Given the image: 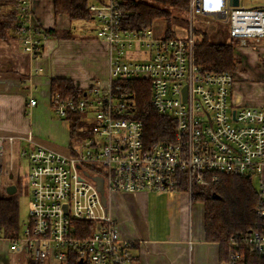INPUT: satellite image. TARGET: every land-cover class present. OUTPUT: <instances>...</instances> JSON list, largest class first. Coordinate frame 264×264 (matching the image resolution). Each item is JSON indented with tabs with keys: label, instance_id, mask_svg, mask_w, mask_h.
I'll list each match as a JSON object with an SVG mask.
<instances>
[{
	"label": "built area",
	"instance_id": "1",
	"mask_svg": "<svg viewBox=\"0 0 264 264\" xmlns=\"http://www.w3.org/2000/svg\"><path fill=\"white\" fill-rule=\"evenodd\" d=\"M125 2L88 4L96 38L107 46L106 78L93 80L79 96L55 93L50 98L59 118L70 122V113L79 114L89 133L67 152L39 142L32 132L0 135V178L6 144L19 141L31 188L28 222L21 236L10 239L11 250L26 253L32 264H133L131 242L120 236L108 208L109 193H170L181 191L186 182L192 199L194 185L237 175L254 183L260 228L231 238L227 264H238L244 250L264 255V105L234 103L236 71L213 72L197 63L200 39L194 24L197 16L216 19L227 27L235 50L242 51L251 41L264 40V0H238L237 5L233 0H189L184 18L174 19L185 24V32L174 28L163 36L153 27L125 30ZM17 17L24 50L39 59L50 34L34 23L32 0L20 1ZM131 80L149 82L154 109L175 120L172 141L146 144L143 122L130 117L135 95L123 82ZM29 103L34 106L36 100Z\"/></svg>",
	"mask_w": 264,
	"mask_h": 264
},
{
	"label": "crops",
	"instance_id": "2",
	"mask_svg": "<svg viewBox=\"0 0 264 264\" xmlns=\"http://www.w3.org/2000/svg\"><path fill=\"white\" fill-rule=\"evenodd\" d=\"M32 13L34 23L53 30L55 36L50 35L45 41L39 59L24 50L17 30L9 39L0 40V54L10 65L0 72V135L32 132L39 142L67 152L71 144L70 122L56 117L52 111V81L71 79L82 92L90 88L93 80L105 79L108 74L107 46L96 38L95 33L75 36L72 25L76 20H71L66 13L57 14L54 0H32ZM174 28L185 30V24L178 25L173 20V31ZM249 46L257 48L256 43ZM246 63L249 67L248 60ZM37 67L42 70L36 71ZM254 77L261 82L262 93H238L241 87L238 88L236 79L232 89L234 103L264 105V74L257 72ZM246 89L253 88L247 86ZM30 100H36V105H30ZM20 148L19 141L6 144L10 165L6 170L4 168L0 178V196L18 193L22 178L17 177L20 175L15 162L20 159ZM11 186L16 188L13 194L7 191ZM107 203L120 236L131 242L133 264H227L220 257L219 244L205 238L204 204L192 201L186 191H117L108 194ZM0 234V264L13 263L14 258L9 253L13 251L8 248L11 238ZM6 240L10 245L3 243Z\"/></svg>",
	"mask_w": 264,
	"mask_h": 264
},
{
	"label": "trees",
	"instance_id": "3",
	"mask_svg": "<svg viewBox=\"0 0 264 264\" xmlns=\"http://www.w3.org/2000/svg\"><path fill=\"white\" fill-rule=\"evenodd\" d=\"M21 0H0V40L9 39L18 28L17 6ZM89 0H54L57 14L66 13L71 20H88ZM189 0H126L122 26L125 30H144L152 28L159 19L167 22L168 33H173L174 19H182L188 12ZM197 29V34L200 33ZM54 35L53 30H46ZM236 42H213L204 34L198 40L195 50L197 63L213 72H234L236 70ZM123 87L135 95V104L130 117L144 124L145 142L148 145L157 142L172 141L176 129L175 120L160 115L151 104L150 84L144 80L123 82ZM51 93H60L63 97L79 96L81 92L71 79L58 78L52 81ZM70 146L77 139L89 133L80 115L70 113ZM22 186V180H20ZM188 185L183 182L181 191ZM18 193L0 196V232L8 238L19 233ZM258 196L250 178L237 175H221L216 182L204 186H193L192 201L204 204V230L207 241L219 244L220 257L229 261L233 254L231 238L249 234L260 228V219L256 215ZM32 264V263H28ZM238 264H264V255L242 252Z\"/></svg>",
	"mask_w": 264,
	"mask_h": 264
},
{
	"label": "rangeland",
	"instance_id": "4",
	"mask_svg": "<svg viewBox=\"0 0 264 264\" xmlns=\"http://www.w3.org/2000/svg\"><path fill=\"white\" fill-rule=\"evenodd\" d=\"M246 1L249 4L251 3L250 2L251 0H246ZM194 24L197 28L201 29L200 33H198V37L200 40L203 38L205 34L207 38L213 42L218 41V42L230 43L231 41V38L229 37L228 32H227V27L224 24L217 22V20L214 18L205 17V16H197L194 19ZM77 25L80 26L82 30H79V27ZM172 26H173V23H172ZM95 28H96V22L91 19L76 20V21H73L72 33H75V36H78V37L81 35H89V34L92 35L96 32ZM166 29H167V22L165 21V19L163 18L159 19L154 23L153 30L156 35L163 36L165 32H167ZM175 31H177L178 33H184V30H179L176 28H175ZM4 42H7V41H4ZM1 43L2 42L0 41V44ZM252 43H256L257 48L253 49L252 46H249L242 51L237 50L239 51V53L235 55L236 62H237L236 69H238L237 74H236L237 80H238L237 83H239L238 88L241 87V89H239L237 92L243 95H246V93L251 94L253 92H256L259 95L263 91L261 82H257L258 79L256 80L254 75H256L257 72L258 73L261 72L262 74H264V69H263L264 64L262 63V60L264 59V55H263L264 40H261L260 42L251 41L250 45ZM259 53H262L261 56L259 55ZM242 60H243V64H241ZM246 60H248V63L250 64L249 67H246V64H247ZM9 66H10L9 63L5 60L4 56L0 54V72L7 70ZM253 68L257 72L253 70ZM247 86H252L253 89L248 90L246 89ZM55 116L58 117L56 114ZM85 117L87 118V122L90 123L93 121V117L91 113L87 114ZM9 157H10L9 152H4L5 170L9 168V165H10ZM16 165H17V169H16L17 174L20 175L17 177L18 178L21 177L23 181L22 186H20V183H19V187H18V195H19L18 196L19 198V233L18 234H20L21 236L24 229L26 228V223L28 222V211H29V206H30L31 188L24 181L25 176L27 174V170H28L27 168L28 164L26 160L20 156L19 161L15 162V166ZM254 182L256 183L257 181L254 180ZM8 242L9 240L8 241L6 240L3 243L10 245V242L9 243ZM8 248L11 250V246L10 247L8 246ZM9 253H10V256L14 258V262L13 263L10 262V264H27L28 263V257L26 253L24 252L19 253L20 255L14 252L13 253L9 252Z\"/></svg>",
	"mask_w": 264,
	"mask_h": 264
},
{
	"label": "water",
	"instance_id": "5",
	"mask_svg": "<svg viewBox=\"0 0 264 264\" xmlns=\"http://www.w3.org/2000/svg\"><path fill=\"white\" fill-rule=\"evenodd\" d=\"M233 3L235 4V5H237L238 4V0H233ZM98 181H99V189L102 191V182H101V180L100 179H98ZM15 187L14 186H11L7 191H8V193L9 194H13L14 192H15ZM103 202H105L106 201V198H105V196H103Z\"/></svg>",
	"mask_w": 264,
	"mask_h": 264
}]
</instances>
